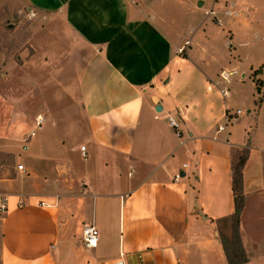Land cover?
Masks as SVG:
<instances>
[{
  "label": "crops",
  "instance_id": "0c3cea01",
  "mask_svg": "<svg viewBox=\"0 0 264 264\" xmlns=\"http://www.w3.org/2000/svg\"><path fill=\"white\" fill-rule=\"evenodd\" d=\"M20 3L58 18L46 20L50 32L72 40L78 106H37L54 76L42 62L36 71L34 57L25 64L35 68L14 67L0 89L11 98L0 107L14 114L0 157L24 167L0 168V264H228L215 228L234 212L231 166L244 147L240 241L245 264H264V233L248 226L255 213L247 222L264 205V30L251 29V0H0V8ZM223 70L235 71L228 83ZM228 109L241 113L217 131ZM83 223L98 230L96 247H83Z\"/></svg>",
  "mask_w": 264,
  "mask_h": 264
},
{
  "label": "rangeland",
  "instance_id": "374dc122",
  "mask_svg": "<svg viewBox=\"0 0 264 264\" xmlns=\"http://www.w3.org/2000/svg\"><path fill=\"white\" fill-rule=\"evenodd\" d=\"M253 12H255L257 18L253 19L252 23V31L255 29L258 31L264 30V0H251ZM28 9L27 6L20 3L18 5L0 8V89L6 88L10 83V73L15 68L21 66L22 71L25 69V66L34 67L31 62L25 64L26 61L30 59V57L38 58L35 67H37L36 71H40V63L44 64V68L41 73L44 75L46 73L54 76L53 80H44V91H45V101L38 100V107H54L56 105H60L61 107H77V101L72 92L71 88L74 84L71 73V68L69 65V61L67 58V43L72 42V40L65 41L60 36H57L56 30L50 32L48 27L49 21H56V17L39 15L37 14L34 17L28 18ZM262 16L263 20L257 23V19H260ZM55 24V23H54ZM49 31L50 37L46 38L43 32ZM43 38L40 43H37L36 47L33 48L31 45V40L38 38ZM256 34L252 36V44L251 47L254 49L255 55H258V51L261 49L259 44L256 43L257 40ZM67 44V45H66ZM72 44V43H71ZM250 48V47H249ZM182 48L180 49V51ZM243 51H246V47L242 48ZM24 65V66H23ZM48 66V68H46ZM34 67V68H35ZM65 76L62 80L61 77ZM68 79L71 80V83H68ZM64 81V83H63ZM72 84V85H71ZM6 94H2L0 92V101L1 102H11V98ZM26 94H23L20 98L24 99ZM41 95L35 97L34 99L40 98ZM43 97V96H42ZM258 96L256 98H259ZM258 104H255L257 107ZM10 107H0V129L5 127L9 119L13 118V113L9 110ZM256 108H254L255 110ZM27 115V120L30 117ZM23 117H26V115ZM40 125V124H39ZM38 125V126H39ZM7 134L3 129L0 130V137H3ZM8 154L0 157V168H12L13 166H18L20 161H14ZM247 222L249 221L251 214L252 222L248 223V226L253 228V231L256 235H261L264 233V220L259 221L264 217V205L258 209L247 211ZM259 217V218H257ZM263 222V223H262ZM231 219L226 218L224 221H220L216 225L217 234L215 237L219 240L220 235H223L227 238H231L232 235V226Z\"/></svg>",
  "mask_w": 264,
  "mask_h": 264
},
{
  "label": "trees",
  "instance_id": "16d2710c",
  "mask_svg": "<svg viewBox=\"0 0 264 264\" xmlns=\"http://www.w3.org/2000/svg\"><path fill=\"white\" fill-rule=\"evenodd\" d=\"M260 72V68L254 70L253 80L256 85V92L260 94V86L262 81L255 78V75ZM261 102V97L257 99L255 104ZM249 150L247 147H244L241 151L236 162L231 166V185L233 192V202H234V212L230 215L232 223V235L231 238H227L223 235H220V245L224 252L226 261L228 264H245L248 262V258L245 255L244 249L242 247L239 235V222H240V213L244 206V191H243V173L242 169L248 158Z\"/></svg>",
  "mask_w": 264,
  "mask_h": 264
},
{
  "label": "built area",
  "instance_id": "2783aa9c",
  "mask_svg": "<svg viewBox=\"0 0 264 264\" xmlns=\"http://www.w3.org/2000/svg\"><path fill=\"white\" fill-rule=\"evenodd\" d=\"M28 18L34 17L37 15L36 11L33 9L28 8ZM230 11H226V13H229ZM209 13H214V11H209ZM234 70H223L220 73V76L222 80L225 83H228L234 74ZM222 92L226 94V89H222ZM241 113L240 109L236 110H227L224 116V123L217 126V131L223 130L226 125L232 123L238 115ZM169 125L174 128L178 134V123L173 119V117L168 116L167 117ZM39 122V119H38ZM80 150L82 151L83 156H85V146L81 145ZM17 169L22 171L24 170V167L22 164H19L17 166ZM40 204L44 205V202H41ZM6 210V200L0 199V211L4 212ZM81 240L84 248H93L96 247L98 242V230L95 228V226L92 223H83L81 228Z\"/></svg>",
  "mask_w": 264,
  "mask_h": 264
},
{
  "label": "water",
  "instance_id": "95a60500",
  "mask_svg": "<svg viewBox=\"0 0 264 264\" xmlns=\"http://www.w3.org/2000/svg\"><path fill=\"white\" fill-rule=\"evenodd\" d=\"M156 109H157V110H159V109H160V106H157V107H156ZM215 233L217 234V232H216V231H215Z\"/></svg>",
  "mask_w": 264,
  "mask_h": 264
}]
</instances>
